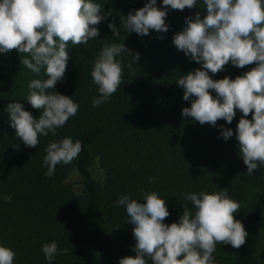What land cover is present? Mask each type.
I'll use <instances>...</instances> for the list:
<instances>
[{
	"label": "trees",
	"instance_id": "1",
	"mask_svg": "<svg viewBox=\"0 0 264 264\" xmlns=\"http://www.w3.org/2000/svg\"><path fill=\"white\" fill-rule=\"evenodd\" d=\"M101 5L106 19L96 27L99 36L87 44L71 45L62 81L55 89L78 103L76 115L70 117L56 134L39 136L36 148L27 147L11 127L9 103H20L24 110L38 118L40 110L26 99L33 79H47L44 69L39 74L23 64L18 50L0 53V244L15 252L13 264H49L42 251L44 243L56 242L68 253L89 250L88 241L95 238L104 246L134 251V225L116 201L131 194L142 200V191H156L166 201L169 216L164 223L178 222L184 206L195 212L186 193L226 190L240 205L236 213L248 232L246 243L228 257L213 255L215 264H264L257 257L261 240L258 221L264 214V166L247 174V166L238 152L235 131L243 115L239 109L231 124L221 119L217 126L201 125L191 117H182V109L191 106L183 99L184 89L177 79L201 64L190 60L173 43L175 33L182 31L185 17L196 12L206 15L203 0L194 8H168L166 33L149 30L140 36L120 29L113 36L109 22L120 27V18L144 6L147 0H94ZM157 7H163L157 0ZM163 37L162 39L160 37ZM124 43L140 53L132 69L133 57L122 54V79L107 102L92 106L98 96L91 70L105 43ZM255 67L232 65L212 79L238 75ZM215 96V90L210 89ZM251 119V113L247 117ZM231 128L233 136L224 140L219 126ZM71 137L79 140L82 150L71 163H59L51 177L42 166L45 148L50 141ZM76 173L77 188L68 179ZM151 178V179H150ZM4 196L11 197L6 203ZM86 255V254H83ZM65 255L57 253L51 264H60Z\"/></svg>",
	"mask_w": 264,
	"mask_h": 264
},
{
	"label": "clouds",
	"instance_id": "2",
	"mask_svg": "<svg viewBox=\"0 0 264 264\" xmlns=\"http://www.w3.org/2000/svg\"><path fill=\"white\" fill-rule=\"evenodd\" d=\"M163 7H157V0H147L143 7L130 11L120 18V27L109 22L113 36H120V29L140 36L149 30L166 33L165 23L168 8L191 9L197 0H162ZM206 15L200 12L185 17V26L173 36L178 50L201 64L177 79L184 89L183 99L190 98L191 106L182 109V117H191L201 125L217 126L218 120L231 124L236 110L243 114L235 135L238 152L247 166V174L264 166V0H203ZM106 14L94 0H0V53L18 50L21 64L33 73L42 69L47 79H33L29 82L26 98L31 106L40 110L38 118L24 110L22 104L9 103L7 111L16 137L25 146L36 148L39 136L56 134V130L76 115L79 105L71 97L55 89L62 81L67 61L66 51L71 45L87 44L89 39L99 36L96 27ZM163 38L162 36L160 37ZM122 54L133 57L127 67L140 59L139 52H133L122 43H105L94 61L91 70L93 83L98 86V96L93 97L92 106L107 102L116 92L122 79ZM229 62L243 68L255 67L236 76L212 79V74L224 70ZM215 90L216 95L210 93ZM56 90V89H55ZM251 113L252 118L247 117ZM224 140L233 136L231 128L219 126ZM82 150L79 140L71 137L50 141L45 148L42 166L47 167L45 176L51 177L57 164H69ZM151 179V178H150ZM142 200L131 194L121 195L116 201L128 216L127 222L134 225L136 240L134 256H125L119 264H215L213 252L216 245L230 244L240 248L246 243L248 232L241 221L235 219L240 205L229 197L226 190L200 191L185 194L195 212L184 206L178 222L164 223L169 216L166 201L156 191H142ZM11 203L10 196H4ZM42 251L51 264L58 252L68 254V249H58L56 242L44 243ZM15 252L0 244V264H13Z\"/></svg>",
	"mask_w": 264,
	"mask_h": 264
},
{
	"label": "rangeland",
	"instance_id": "3",
	"mask_svg": "<svg viewBox=\"0 0 264 264\" xmlns=\"http://www.w3.org/2000/svg\"><path fill=\"white\" fill-rule=\"evenodd\" d=\"M77 174L72 173L68 182L74 188H77ZM236 218V214H235ZM258 226L261 230V240L258 247L257 257L261 260L264 257V214L258 221ZM89 250L83 253L78 249L76 252H70L64 256L60 264H119V260L125 256H134L135 252L132 250H126L119 247L104 246L103 243L98 242L95 238H90L88 241ZM230 244H217L216 250L213 252L214 255L228 257L234 252ZM86 254V255H83ZM147 264H152V261L146 257Z\"/></svg>",
	"mask_w": 264,
	"mask_h": 264
}]
</instances>
